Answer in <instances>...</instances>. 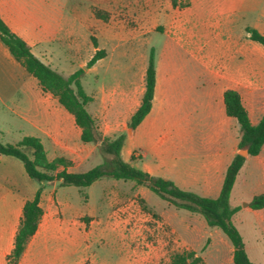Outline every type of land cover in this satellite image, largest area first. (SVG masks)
<instances>
[{"label":"crops","instance_id":"obj_1","mask_svg":"<svg viewBox=\"0 0 264 264\" xmlns=\"http://www.w3.org/2000/svg\"><path fill=\"white\" fill-rule=\"evenodd\" d=\"M230 1L233 5L246 3V0ZM95 2L98 4L100 0ZM149 5L151 12H159L157 2L151 0ZM193 7L192 4L184 8L185 17L177 19L178 32L173 40L187 48L193 60L204 65L205 79L200 85L196 76L186 72V56L166 57L167 61L156 65L151 111L135 129L129 128L128 123L141 104L147 67L142 70L141 82L129 90L98 79L90 94L87 92V74L98 71L104 59L86 70L90 6L84 10L72 0H0V17L37 57L65 77L85 68L80 79L85 91L93 97L88 110L101 125L104 135L126 133L123 158L126 142L134 148L127 152L125 160L174 181L182 189L217 197L227 168L240 150V125L226 112L225 91L238 90L251 122L257 124L261 120L264 115V49L252 39L243 41L232 37L227 41L225 52L204 54L206 46L191 15ZM163 12L161 9V14ZM256 28L264 34V12ZM95 106L96 113L92 110ZM81 135L75 116L57 97L42 89L39 80L0 38V137L15 136L16 142L25 136L38 137L50 160L64 157L72 162L68 171L82 172L80 167L87 164L92 151L91 142H83ZM5 156L9 155L0 153V264H8L24 205L39 189H28L24 184L25 171ZM245 157L231 192V205L239 207L232 219L244 222L245 217L252 216L260 238L264 239V207L251 206L253 198L264 193V146L259 154ZM63 169L61 166L58 170ZM60 181L40 183L44 185L43 215L19 264L146 263L149 251L144 250L142 233L128 230L121 220L108 217L100 219L101 225L89 228L81 220L84 213L74 210L67 192L60 193L59 190L66 187ZM238 184L247 188L245 198L242 197V201H246L244 207L233 201ZM164 222L172 226V232L179 233L186 248L196 252L208 240L207 249H210L214 244L212 235L218 233V227L209 226L198 213L184 214L180 220L165 218Z\"/></svg>","mask_w":264,"mask_h":264},{"label":"rangeland","instance_id":"obj_2","mask_svg":"<svg viewBox=\"0 0 264 264\" xmlns=\"http://www.w3.org/2000/svg\"><path fill=\"white\" fill-rule=\"evenodd\" d=\"M72 1L84 10L88 6L91 8L89 57L84 61L86 70L89 71L93 66L89 67L88 62L97 49L106 51L99 70L87 74L85 86L89 94L98 79L110 86L120 84L126 90L133 88L141 82L142 70L148 66L152 50L155 51L156 65H161L162 60L172 55L186 56V72L196 76L197 83L201 85L206 75L204 65L193 60L189 56L191 52L173 40L178 32L175 26L177 19L185 17L184 8L194 5L191 15L198 24L199 37L206 46L204 54L225 52L229 38L252 41L247 28H256L264 12V0H246L244 6L241 3L233 5L230 0H154L160 6L157 13L150 10L151 0H100L98 4L95 0ZM161 9L164 10L162 14ZM166 31L169 35L164 33ZM257 44L264 49L262 44ZM86 54L87 52L85 56ZM96 106L92 108L95 113ZM96 123L104 135L101 125L97 121ZM116 135L118 134L110 136ZM15 138L7 136L1 140L4 143H16ZM100 143L97 140L89 144L92 152L87 164L80 167L82 171L110 158V155L101 150ZM133 148L130 142H126L124 158H127V152ZM25 151L31 155L29 148ZM5 157L25 171L22 160L14 156ZM24 173L26 187L38 189L40 182L30 178L26 171ZM246 190V187L238 184L233 194V201L238 202L241 207L246 204V201H242ZM59 191L62 195L64 191L67 192L74 210L84 213L81 220L89 228L101 225L100 219L108 217L121 220V224L128 230L142 233L145 237L144 250L149 251L145 264L169 262L174 253L191 250L186 248L179 233L172 232V226L164 222L165 218L180 220L184 214L191 212L176 208L146 186H139L134 181L101 178L88 187L66 186ZM245 218L244 222L234 220V223L244 237L251 260L255 264H264V239L260 238L252 216ZM216 229L219 235L217 232L213 233L214 244L210 249H207L210 243L208 240L197 251L202 257L201 264H234L232 242L220 228Z\"/></svg>","mask_w":264,"mask_h":264},{"label":"trees","instance_id":"obj_3","mask_svg":"<svg viewBox=\"0 0 264 264\" xmlns=\"http://www.w3.org/2000/svg\"><path fill=\"white\" fill-rule=\"evenodd\" d=\"M252 40L264 46V34L256 28H247ZM0 38L9 48L13 56L35 76L45 92L58 98L59 102L75 116L76 123L82 129V141L94 142L100 140L101 150L110 155L108 160L87 171H68L72 162L64 157L50 160L40 138L25 136L16 143H4L0 138V153L14 156L22 160L27 175L40 183L61 180L63 186L88 187L101 178L134 181L139 186H146L159 195L163 200L173 204L178 209H185L192 213L201 214L211 227L220 228L233 245L234 264H255L249 257L245 241L239 228L233 222V215L239 207L230 203L231 192L237 175L246 157L237 153L227 168L220 194L217 197L203 196L196 192L180 188L174 181L153 175L143 169L133 166L122 156V148L126 140V133H119L112 137L103 135L96 120L88 110V103L93 100L81 82L83 69H79L68 77L42 61L31 50L30 46L0 17ZM106 54L105 49H97L95 55L88 62L91 67ZM155 51L149 56V63L145 75V91L141 104L132 114L128 126L135 129L149 114L153 104L156 87ZM225 108L229 116L235 117L240 125L239 149L249 146V154L257 155L264 146V115L257 124H253L249 111L242 101L241 94L236 89L225 91ZM31 150L29 155L25 149ZM63 166V170H58ZM44 185H40L32 199L24 205L23 217L15 237V245L8 256V264H19L27 244L36 233L39 221L43 215L41 197ZM251 206L259 209L264 207V193L256 195ZM202 257L194 250H184L172 255L169 262L159 264H201Z\"/></svg>","mask_w":264,"mask_h":264},{"label":"water","instance_id":"obj_4","mask_svg":"<svg viewBox=\"0 0 264 264\" xmlns=\"http://www.w3.org/2000/svg\"><path fill=\"white\" fill-rule=\"evenodd\" d=\"M239 154H241L243 156H247L249 154V146H246L244 148H241L239 150Z\"/></svg>","mask_w":264,"mask_h":264}]
</instances>
